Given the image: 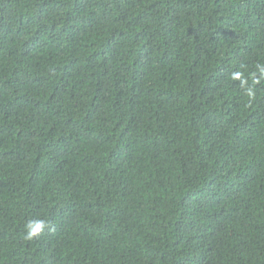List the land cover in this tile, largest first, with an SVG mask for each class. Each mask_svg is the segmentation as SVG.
<instances>
[{"label": "trees", "instance_id": "obj_1", "mask_svg": "<svg viewBox=\"0 0 264 264\" xmlns=\"http://www.w3.org/2000/svg\"><path fill=\"white\" fill-rule=\"evenodd\" d=\"M0 264H264V0H0Z\"/></svg>", "mask_w": 264, "mask_h": 264}, {"label": "clouds", "instance_id": "obj_2", "mask_svg": "<svg viewBox=\"0 0 264 264\" xmlns=\"http://www.w3.org/2000/svg\"><path fill=\"white\" fill-rule=\"evenodd\" d=\"M48 227L47 223L43 220L29 221L26 225L27 236L26 238L31 240L34 237L40 235Z\"/></svg>", "mask_w": 264, "mask_h": 264}]
</instances>
